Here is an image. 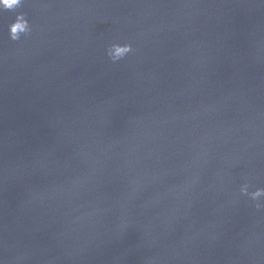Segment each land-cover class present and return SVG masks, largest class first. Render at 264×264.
<instances>
[{
    "label": "water",
    "instance_id": "water-1",
    "mask_svg": "<svg viewBox=\"0 0 264 264\" xmlns=\"http://www.w3.org/2000/svg\"><path fill=\"white\" fill-rule=\"evenodd\" d=\"M245 183L264 188V0L0 10V264H264Z\"/></svg>",
    "mask_w": 264,
    "mask_h": 264
},
{
    "label": "clouds",
    "instance_id": "clouds-1",
    "mask_svg": "<svg viewBox=\"0 0 264 264\" xmlns=\"http://www.w3.org/2000/svg\"><path fill=\"white\" fill-rule=\"evenodd\" d=\"M25 0H0V10L2 11H15L21 8ZM32 31L29 20L26 15L20 13L16 19L9 26V36L12 41H19L22 37L28 36ZM133 51L131 44H112L108 50L107 55L113 63L124 59L129 53ZM243 195L249 196L253 201H256V207H264V188H258L255 191H249V184L245 183L240 189Z\"/></svg>",
    "mask_w": 264,
    "mask_h": 264
}]
</instances>
